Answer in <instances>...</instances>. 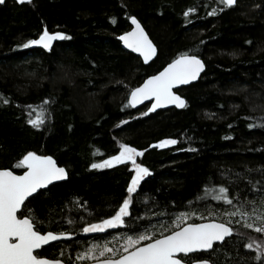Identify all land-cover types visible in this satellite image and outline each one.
Segmentation results:
<instances>
[{
  "label": "trees",
  "instance_id": "trees-1",
  "mask_svg": "<svg viewBox=\"0 0 264 264\" xmlns=\"http://www.w3.org/2000/svg\"><path fill=\"white\" fill-rule=\"evenodd\" d=\"M190 7L197 11L185 17ZM213 9L223 10L208 15ZM131 15L157 47L147 65L117 39L129 29ZM45 27L68 38L54 42L51 50L18 47ZM185 51L199 54L205 64L197 82L178 90L186 106L143 116L146 107L131 109L130 88ZM45 97L50 98L46 119L36 129L26 120L35 118ZM164 138L178 143L156 147ZM120 143L144 150L138 160L151 170L141 181L133 209L143 228L170 227L180 212L195 210L205 218L215 212L214 218L232 220L236 232L216 243L215 253L196 258L264 264L256 259L255 246L243 247L253 241L264 244V233L244 227L243 221L235 223L239 215L225 216L235 208L223 202L210 196L196 200L205 185L225 183L241 203L254 201L248 210L264 213V0H237L227 8L219 0L0 3V168L20 172L18 160L36 151L52 155L68 173L66 180L28 198L21 209L36 218L42 231L76 233L42 247L48 258L79 264L77 252L90 242L111 241L117 232L133 234L129 226L105 233L78 230L110 214L126 194L129 165L90 167L115 154ZM233 204L239 206L236 200ZM193 219L200 221L199 216ZM131 227L142 230L137 223Z\"/></svg>",
  "mask_w": 264,
  "mask_h": 264
},
{
  "label": "snow or ice",
  "instance_id": "snow-or-ice-1",
  "mask_svg": "<svg viewBox=\"0 0 264 264\" xmlns=\"http://www.w3.org/2000/svg\"><path fill=\"white\" fill-rule=\"evenodd\" d=\"M3 2L4 0H0V3ZM17 2L25 3L26 0H17ZM219 3L227 8L233 6L236 0H219ZM222 10L213 9L208 15H215L217 11ZM196 11L195 7H190L183 15L187 17ZM128 18L131 21V30L122 33L119 40L128 49L139 53L147 62L156 55V47L138 19L134 15ZM66 38H68L66 33L62 31L49 32L45 27L37 38L27 39L18 47L42 46L43 49L51 50L53 41ZM204 67L205 64L199 54L182 52L161 70L147 76L138 86L131 87L127 104L135 106L149 100L151 106L147 107L146 112L140 113L142 116L165 105L183 108L186 106V101L177 91H174V88L197 80ZM7 102V100L4 101V103ZM49 103L50 98L45 97L41 101L42 107L35 114V118H28L26 123L36 129L41 128L46 119L44 113L48 111L44 106ZM29 115L32 114L29 113ZM120 123L124 124L126 121L121 120ZM248 127L251 128L253 125L249 124ZM177 143L176 138H164L155 142V146L164 148ZM143 155L144 150L137 149L128 143H120L119 150L115 154L90 165L93 169H100L130 164V180L126 185V194L110 214H106L94 222H86L78 230L83 233H105L109 229L129 226L128 231L133 234L117 232L112 235L111 241L107 239L102 242L94 240L87 245L83 252H77L76 260H88L93 264H214L208 258H196V256L199 253H204L206 257L215 253L218 246L216 242H226V238H231L232 234L236 232V229L230 226L232 220L224 221L214 218L215 212H209V217L205 218L199 212L192 210L190 214L189 212H180L172 220L170 227L166 228L161 225V228L153 226V230H149L138 223L141 219L140 216L133 215V209L136 207V195L140 189L141 181L149 176L151 171L143 163L137 162V157ZM16 167L26 170H23L22 174H17L16 171L9 168H0V264H65L63 259L48 258L43 254L42 246L49 244L50 241L72 237L76 233L71 230L42 231L34 216L25 214L23 211L18 212L22 206L27 207L26 201L29 197L39 194L38 190L46 188L53 181L66 178L68 173L65 167L59 166L52 155H42L36 151H27L18 160ZM221 175L227 174L222 173ZM255 187L256 185L253 184L252 188ZM209 196L215 201L235 208L234 211L224 213L225 216L230 217L239 215L240 219L235 220V223L239 224L243 221L244 227L254 228L257 232L264 233V213L258 215L255 209L248 210L247 207L254 201L241 203L239 197L234 196L232 189L225 183L205 185L203 194L197 196L196 200L199 201ZM234 200L239 206L233 204ZM197 216H199L200 222H195L193 219ZM253 217L255 220L249 222ZM80 219H84V217H80ZM148 222L151 223V221ZM134 223H137V226L142 230L137 231L136 228L131 227ZM254 246L257 248L256 259L264 262V251H262L264 245H255L254 241L243 245L247 249H252Z\"/></svg>",
  "mask_w": 264,
  "mask_h": 264
},
{
  "label": "water",
  "instance_id": "water-1",
  "mask_svg": "<svg viewBox=\"0 0 264 264\" xmlns=\"http://www.w3.org/2000/svg\"><path fill=\"white\" fill-rule=\"evenodd\" d=\"M5 1V0H4ZM13 1H16L17 2V0H13ZM237 1V0H236ZM26 2H27V0H26ZM18 3V2H17ZM131 16H133V15H131ZM129 21V24H130V27H129V29H127L126 31H130L131 30V27H132V25H131V21L130 20H128ZM139 21V20H138ZM140 22V21H139ZM140 24H141V26L144 28V26L142 25V23L140 22ZM144 30H145V32L148 34V32L146 31V29L144 28ZM126 31H124V32H126ZM124 32H122V33H124ZM122 33H120L118 36H117V39H118V41L120 42V44H121V46L125 49V50H127V51H129L130 53H132V54H134V55H136V56H138L140 59H141V61H142V63L143 64H145V65H147V64H149L155 57H156V55H157V47H156V45H155V43L153 42V40L151 39V37L149 36V34H148V37H149V39H151L152 40V42H153V44L155 45V47H156V55L155 56H153L150 60H148L147 62H145L144 61V59H143V57L139 54V53H135V52H133L131 49H128L124 44H123V42L122 41H120L119 40V36L122 34ZM38 37V36H37ZM36 37V38H37ZM61 40H63V39H58V40H55V41H53V43L54 42H57V41H61ZM30 48H40V49H43L42 48V46H29ZM174 59V58H173ZM171 61V60H170ZM169 61V62H170ZM168 62V63H169ZM167 64V63H166ZM165 64V65H166ZM164 65V66H165ZM163 66V67H164ZM162 67V68H163ZM161 68V69H162ZM160 69V70H161ZM204 69H205V67H204ZM204 69L201 71V74H200V76L202 75V73H203V71H204ZM158 72V71H157ZM153 74H155V73H153ZM153 74H150V75H153ZM149 76V75H148ZM200 76L197 78V80H195V81H191V82H189L188 84H186V85H179V86H176L175 88H174V91H177L178 92V90L180 89V88H182V87H185V86H188V85H190V84H192V83H195V82H197L198 81V79L200 78ZM147 77V76H146ZM145 77V78H146ZM144 78V79H145ZM143 79V80H144ZM143 80L141 81V83L143 82ZM138 86V85H137ZM178 94L179 95H181L179 92H178ZM182 96V95H181ZM183 97V96H182ZM151 106V104H150V101L149 100H145V101H143L141 104H138V105H135V106H130V108L131 109H133V110H136V109H139V108H142V107H146V111H147V107H150ZM171 107H174V108H177V109H180L181 107H177V106H175V105H165V106H161L160 108H157V109H155L153 112H155V111H157V110H163V109H168V108H171ZM153 112H150V113H153ZM39 154V153H38ZM42 155H49V154H42ZM54 158V157H53ZM55 159V158H54ZM57 162V161H56ZM58 164V163H57ZM59 165V164H58ZM59 166H62V167H64L63 165H59ZM10 169V168H9ZM66 169V168H65ZM10 170H12V169H10ZM23 170H26V169H23ZM22 170V171H23ZM22 171H20V172H17V174H22ZM67 171V170H66ZM68 176V175H67ZM67 179V177L66 178H63V179H61V180H58V181H53L52 183H50L49 185H51V184H54V183H57V182H61V181H64V180H66ZM49 185H47L46 186V188L49 186ZM46 188H44V189H46ZM40 190H43V189H40ZM40 190H38V191H40ZM33 195H35V194H33ZM32 195V196H33ZM30 198V197H29ZM21 210H18V212H20ZM197 222H200V221H197ZM65 239H68V238H61V239H59V240H65ZM59 240H57V241H59ZM54 242H56V241H50L49 242V244H51V243H54ZM216 243H222V242H216ZM49 244H47V245H49ZM47 245H43L42 247H44V246H47ZM39 251V250H38ZM181 255H183V254H181ZM65 264H67V263H65ZM79 264H93V262H91V261H88V262H84V263H79ZM215 264V263H214Z\"/></svg>",
  "mask_w": 264,
  "mask_h": 264
},
{
  "label": "rangeland",
  "instance_id": "rangeland-1",
  "mask_svg": "<svg viewBox=\"0 0 264 264\" xmlns=\"http://www.w3.org/2000/svg\"><path fill=\"white\" fill-rule=\"evenodd\" d=\"M106 158H107V157H106ZM106 158H104V159H106ZM102 160H103V159H102ZM100 161H101V160H100ZM100 161H97L96 163H98V162H100ZM137 162L140 163L139 160H138V157H137ZM129 166H130V164H129ZM130 168H131V166H130ZM100 169H103V168H100ZM93 233H98V232H93ZM85 234H92V233H85ZM121 243H122V242H121ZM258 245H261V244H258ZM262 245H264V244H262ZM81 262H82V263H83V262H88V260H84V261H81ZM81 262H80V263H81Z\"/></svg>",
  "mask_w": 264,
  "mask_h": 264
}]
</instances>
